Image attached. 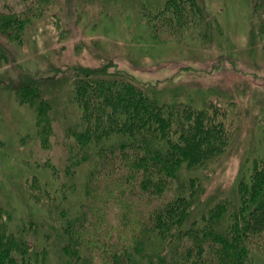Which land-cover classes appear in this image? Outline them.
<instances>
[{"label":"trees","instance_id":"obj_1","mask_svg":"<svg viewBox=\"0 0 264 264\" xmlns=\"http://www.w3.org/2000/svg\"><path fill=\"white\" fill-rule=\"evenodd\" d=\"M204 1L165 0L147 23L157 36L192 28L210 38ZM251 2L263 25L264 0ZM15 3L22 10L0 0V67L12 58L7 44L24 40L49 0ZM19 72L16 98L34 110V141L50 148L58 102L46 80ZM70 74L78 113L66 118L64 158L46 160L44 174L25 180L41 221L15 225L0 202V264H256L255 254L264 256V154L246 157L229 195L207 193L203 174L183 175L201 174L226 151L224 108L158 102L107 64H80Z\"/></svg>","mask_w":264,"mask_h":264},{"label":"rangeland","instance_id":"obj_2","mask_svg":"<svg viewBox=\"0 0 264 264\" xmlns=\"http://www.w3.org/2000/svg\"><path fill=\"white\" fill-rule=\"evenodd\" d=\"M15 1L8 6L22 10ZM164 1L49 0L24 40L7 44L12 58L0 67V202L11 208L13 224L41 221L25 180L44 174L46 160L60 164L64 158L63 132L78 113L68 95L70 71L80 64H107L158 102H214L225 109L232 129L226 151L201 174L183 172L203 174L209 194L223 190L229 195L246 157L264 154V24L251 0H205L213 22L210 38L193 34L192 28L180 37L155 35L147 20ZM21 69L46 80L51 99L58 102L50 148L34 141V110L16 98L13 81ZM255 259L264 264L263 255L256 253Z\"/></svg>","mask_w":264,"mask_h":264}]
</instances>
